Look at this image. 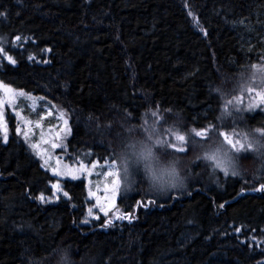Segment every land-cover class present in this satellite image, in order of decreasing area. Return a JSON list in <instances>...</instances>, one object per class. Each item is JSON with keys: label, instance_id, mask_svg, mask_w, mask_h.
I'll list each match as a JSON object with an SVG mask.
<instances>
[{"label": "trees", "instance_id": "1", "mask_svg": "<svg viewBox=\"0 0 264 264\" xmlns=\"http://www.w3.org/2000/svg\"><path fill=\"white\" fill-rule=\"evenodd\" d=\"M0 13V36L9 40L0 82L65 113L70 163L115 159L118 117L162 124L170 109L186 129L220 124L225 101L243 94L236 91L241 74L264 58V0H0ZM217 86L230 95L220 97ZM242 113L250 124L264 117ZM7 114L0 264H54L59 245L77 259L90 253L95 264H264V191L255 190L264 181L220 171L213 180L212 168L197 161L186 191L158 194L138 184L125 194L122 187L117 210L131 222L101 215L82 224L85 181L58 180L44 169ZM227 121L221 130H231ZM233 127L244 130L237 121ZM57 181L71 199L59 192L60 199L41 202ZM104 219L112 224L102 227Z\"/></svg>", "mask_w": 264, "mask_h": 264}, {"label": "snow or ice", "instance_id": "2", "mask_svg": "<svg viewBox=\"0 0 264 264\" xmlns=\"http://www.w3.org/2000/svg\"><path fill=\"white\" fill-rule=\"evenodd\" d=\"M0 15H4V13H0ZM16 39L20 40L21 38L18 36L16 37ZM48 51H50V49ZM0 52H3L2 48H0ZM8 59L11 63H15V61L12 60L11 57H8ZM29 59L33 58L29 57ZM250 69L251 71L247 76V80L245 79V75L241 74L240 82L241 92L247 93L249 97V103L247 107L243 109L238 107V105L243 103L245 98L244 95H234L231 99H227L224 105V112H222L220 117H217V120L221 121L220 124H213L210 122L207 127H192L190 129H186V126L183 124V119L180 118L178 123L170 125L167 128H163V130H161V124H158L156 121H153L151 124H149L148 121H145L144 124L140 125V127L143 129V132L147 134L148 138L152 139L155 144L162 146L166 145L169 150H172V152L185 155L189 151L190 145L192 143H199L200 145H203L205 142H210L211 137L213 136V134H215V136L220 138L222 144L228 147V150H222L221 147L210 149L202 154V159L206 162H210L208 166L212 168L213 173H216V171H220L225 176H229V170H231L230 176L241 177L235 170L234 161L232 156L229 155V152L246 154L248 150H251L253 148V142L249 139V133L246 131L237 132L236 127H232L230 131L221 129L224 127V118L233 116L234 112H253L256 109L264 112V88L251 85L247 88L244 87V84L247 83L248 80L252 82V85H256L257 81H259L261 84H264V65H251ZM0 88H4V90L9 93L13 92L12 89L7 88L2 83H0ZM214 91L217 92L222 98L230 95V93L225 92V90L220 86H217ZM20 94L23 95V93ZM2 103L3 101H0V104ZM228 106H231V110H229ZM168 111L171 110L169 109ZM152 114L156 115L155 112H153ZM177 115L179 118V114ZM2 116L3 114L2 112H0V130L5 131V135L3 138L4 141L7 142L6 128L2 122ZM60 118L63 119V114H61ZM260 121H264V117H261ZM63 122L67 133L70 134L71 130L70 128H67L68 121L64 119ZM235 124L236 120L233 119V125ZM17 131H19V129H17ZM255 132L264 135V128H256ZM57 135L59 136V133ZM165 136L168 138H165ZM33 147L36 146L33 145ZM58 147H62V144H52L53 149ZM86 155H90V153ZM47 163L48 161L45 160V164ZM99 163V160L93 161L91 163V167H89L88 164L81 161L76 168H70L66 165V170L64 171H61L58 168H52L51 171L54 176L70 177L72 180H76L80 178V174H85L91 177L94 174V170L97 169ZM57 164H60L59 160H57ZM43 166L44 165H42V167ZM96 175L98 177L103 176L104 178L103 191L105 193V196L103 197V202H101V197L97 196L95 192L91 191V189H89V196L96 197L97 203L95 206L98 207L99 211L103 213V216L107 218L109 216V213L112 212L113 209L117 208L116 201L122 188L120 165L118 164L116 159H113L110 163L106 162L104 167L96 172ZM89 183H91V180H89ZM51 187L53 189V195L57 200L60 199V197L56 195V193L59 192H63L64 198H67L69 200L71 199L69 193L67 191H63L62 185L59 181L52 184ZM97 190L99 191L100 189L98 188ZM123 190L125 194H127L131 191V187L123 182ZM255 190L264 191V183H261ZM38 199L41 202H52L49 201L43 195V193H41ZM137 203L139 204L140 202L138 201ZM219 207L223 208L224 204H221ZM89 218L97 221L101 220V216L95 215L93 213V208L91 207L88 208L87 217L83 219L81 223L88 224L90 222ZM113 218L115 220L127 219L129 220V222H131L132 215L130 213H120L119 211H117L113 214ZM110 224H112L111 219H104L101 221L102 227H107ZM236 231H240V229L238 228L236 229Z\"/></svg>", "mask_w": 264, "mask_h": 264}, {"label": "clouds", "instance_id": "3", "mask_svg": "<svg viewBox=\"0 0 264 264\" xmlns=\"http://www.w3.org/2000/svg\"><path fill=\"white\" fill-rule=\"evenodd\" d=\"M245 79L247 80V76ZM250 85L264 88V84L259 81L256 85H252L250 80L244 84V87L247 88ZM236 91H241L240 84ZM231 117L238 122L243 131L249 133V139L253 142V148L246 154L229 152L233 158L235 170L241 177L258 178L264 181V135L255 132L256 128H264V121L259 120L256 124H250L242 114L237 115L235 112ZM180 118L183 119L180 112L167 110L164 113L161 128L164 124L178 123ZM118 121L120 131L110 140V143L115 159L120 165L123 182L133 188L141 184L146 190L158 194H166L173 190L186 191L193 179L192 169L197 161L205 162V168L209 167L210 162L202 159L205 151L216 147L228 150L220 138L213 135L210 142L203 145L192 143L190 154L178 155L170 151L166 145L155 144L145 132L140 131V125H133L126 117H118ZM215 175L216 173L211 172L209 178L214 180ZM31 264H48V261L33 258ZM54 264H95V261L90 253L77 259L70 247L59 245L56 249Z\"/></svg>", "mask_w": 264, "mask_h": 264}, {"label": "rangeland", "instance_id": "4", "mask_svg": "<svg viewBox=\"0 0 264 264\" xmlns=\"http://www.w3.org/2000/svg\"><path fill=\"white\" fill-rule=\"evenodd\" d=\"M8 43L9 40L6 37L0 36V48L3 49V52L8 46ZM260 65H264V58L261 60ZM247 71H245L244 73H246ZM3 85L13 90L12 93H9L5 91L4 88H0V101H3V103L0 104V112H2L3 114L2 122L6 128L7 138L9 136V122L7 121L6 117L8 115L7 113H9L12 116L11 123L14 131L27 144V146H29V148L31 149L33 154L37 157L41 165H44L43 166L44 169L52 173L51 171L52 168H58L59 170L64 171L66 170L65 169L66 165L70 168L78 167L79 162L70 163L66 160L67 153L65 150V141L70 134L67 133L63 122L64 119L68 121L65 113L60 108L54 106L53 104L52 105L51 103L49 104L46 100H44L40 96L36 97L24 91L13 89L5 84ZM20 93H23V95H21ZM242 95H244L245 97L243 101V105L246 108L249 103V97L248 94L246 93H243ZM258 110L259 109H256L253 112H256ZM61 114H63V119L60 118ZM221 114L222 113H220L218 117H220ZM226 120H228L227 122L229 125H231L232 127L234 126L233 119L231 116L225 117L223 121ZM256 120L258 122L260 119H256ZM217 122H221V121L217 120ZM69 126L70 125L68 122L67 128H70ZM17 129H19V131H17ZM236 131L240 132L239 130ZM58 133L59 136L57 135ZM4 135H5V131L0 130V137L3 140H4L3 138ZM53 143L62 144V147L53 149L52 148ZM33 145H35L36 147H33ZM188 153L189 151L187 152V154ZM45 160L48 161L47 164H45ZM57 160L60 161L59 165L57 164ZM106 162L110 163L111 160L100 161L97 169L94 170V174L91 177L85 174H80V178L76 179V180L83 179L85 181L86 189H87V198L89 201L88 208L90 207L93 208V213L99 216L101 215L103 216V213H101L99 211V208L95 206L97 203L96 197L89 196V189H91L92 192H95L97 196L101 197V202H103V197L105 196V193L103 191L104 178L103 176L98 177L96 175V172L101 170ZM88 166L91 167V164H89ZM55 177L58 180H65V179L72 180L70 177H63V176H55ZM89 180H91V183H89ZM122 187H123V180H122ZM98 188L100 189L99 191L97 190ZM56 195L59 194L56 193ZM46 198L49 201H51L52 199H56L54 195L53 197H46ZM117 211H119L117 210V208L113 209V211L109 213L108 217L113 218V214L116 213ZM89 220L92 219L89 218Z\"/></svg>", "mask_w": 264, "mask_h": 264}]
</instances>
